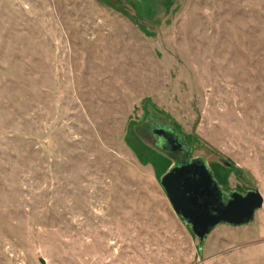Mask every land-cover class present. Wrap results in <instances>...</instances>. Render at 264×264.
<instances>
[{"label":"rangeland","instance_id":"rangeland-1","mask_svg":"<svg viewBox=\"0 0 264 264\" xmlns=\"http://www.w3.org/2000/svg\"><path fill=\"white\" fill-rule=\"evenodd\" d=\"M153 121L264 199V0H0V264H264V205L175 215Z\"/></svg>","mask_w":264,"mask_h":264},{"label":"water","instance_id":"water-1","mask_svg":"<svg viewBox=\"0 0 264 264\" xmlns=\"http://www.w3.org/2000/svg\"><path fill=\"white\" fill-rule=\"evenodd\" d=\"M171 129L174 136L182 142L181 137L172 127ZM189 150L191 152V149L187 152ZM228 167H232L231 164ZM160 185L175 215L191 229L201 243L221 224L237 227L250 223L255 212L264 205V199L258 191L248 192L245 196L233 193L230 202L212 215L208 211L209 203L200 204V200L212 197L220 190L201 158L193 160L188 166L172 168L161 178Z\"/></svg>","mask_w":264,"mask_h":264},{"label":"flooded vegetation","instance_id":"flooded-vegetation-1","mask_svg":"<svg viewBox=\"0 0 264 264\" xmlns=\"http://www.w3.org/2000/svg\"><path fill=\"white\" fill-rule=\"evenodd\" d=\"M138 138L143 141V143L151 148L152 150L160 153L161 155L167 157L171 161L172 168H180L182 166H188L190 163L197 159L193 157V150H189L183 140L180 142L178 138L174 136V132L171 129V126L165 123L151 122L144 128L136 132ZM205 161V160H204ZM206 164L207 170L211 174L213 180L218 184L217 178L214 175V172L209 164ZM227 168L228 164H224ZM231 168V167H229ZM220 192H216L213 196L208 198H203L200 200V204L208 202V211L214 215L216 210L223 209L231 200V195L233 193H225L222 191L218 184Z\"/></svg>","mask_w":264,"mask_h":264}]
</instances>
